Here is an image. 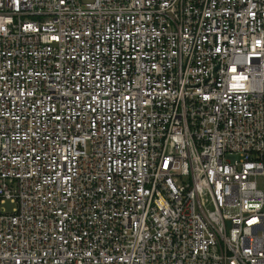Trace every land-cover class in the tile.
<instances>
[{
	"label": "built area",
	"instance_id": "built-area-1",
	"mask_svg": "<svg viewBox=\"0 0 264 264\" xmlns=\"http://www.w3.org/2000/svg\"><path fill=\"white\" fill-rule=\"evenodd\" d=\"M0 264H264V0H0Z\"/></svg>",
	"mask_w": 264,
	"mask_h": 264
}]
</instances>
